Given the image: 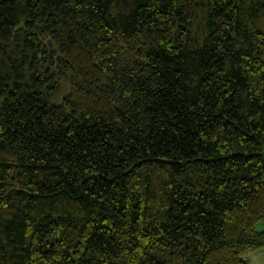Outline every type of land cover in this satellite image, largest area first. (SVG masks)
I'll use <instances>...</instances> for the list:
<instances>
[{
  "label": "trees",
  "instance_id": "1",
  "mask_svg": "<svg viewBox=\"0 0 264 264\" xmlns=\"http://www.w3.org/2000/svg\"><path fill=\"white\" fill-rule=\"evenodd\" d=\"M261 221L264 0H0V264H250Z\"/></svg>",
  "mask_w": 264,
  "mask_h": 264
},
{
  "label": "rangeland",
  "instance_id": "2",
  "mask_svg": "<svg viewBox=\"0 0 264 264\" xmlns=\"http://www.w3.org/2000/svg\"><path fill=\"white\" fill-rule=\"evenodd\" d=\"M259 230H264V221L256 223ZM242 258L249 261L250 264H264V248L253 250L242 255Z\"/></svg>",
  "mask_w": 264,
  "mask_h": 264
},
{
  "label": "crops",
  "instance_id": "3",
  "mask_svg": "<svg viewBox=\"0 0 264 264\" xmlns=\"http://www.w3.org/2000/svg\"><path fill=\"white\" fill-rule=\"evenodd\" d=\"M259 223V222H258Z\"/></svg>",
  "mask_w": 264,
  "mask_h": 264
}]
</instances>
